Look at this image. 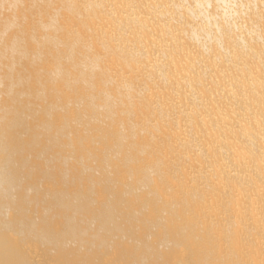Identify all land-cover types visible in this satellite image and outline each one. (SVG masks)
Wrapping results in <instances>:
<instances>
[{
    "label": "bare ground",
    "instance_id": "1",
    "mask_svg": "<svg viewBox=\"0 0 264 264\" xmlns=\"http://www.w3.org/2000/svg\"><path fill=\"white\" fill-rule=\"evenodd\" d=\"M102 1L0 0V264H264V0Z\"/></svg>",
    "mask_w": 264,
    "mask_h": 264
},
{
    "label": "rangeland",
    "instance_id": "2",
    "mask_svg": "<svg viewBox=\"0 0 264 264\" xmlns=\"http://www.w3.org/2000/svg\"><path fill=\"white\" fill-rule=\"evenodd\" d=\"M91 1H93V2H94V1L97 2V1H99V0H88V2L93 3V2H91ZM103 1H104V0H103ZM103 1L101 2L102 4H103ZM106 1H107V3L110 2V0H109V1H108V0H105L104 2L106 3ZM132 1H133V0H132ZM139 1H140V0H139ZM142 1H145V0H142ZM175 1L177 2L178 0H174V2L171 1V0H167L169 6L172 5V3L176 4ZM189 1H190V0H189ZM235 1L237 2V0H235ZM111 2H112V1H111ZM111 2H110V3H111ZM178 2H179V1H178ZM191 2H192V0H191ZM105 3H104V4H105ZM107 3H106V4H107ZM110 3H108V4L110 5ZM145 3H146V2H145ZM102 4H101V5H102ZM104 4H103V5H104ZM111 4H113V2H112ZM177 4H178V3H177ZM177 4H176V8H178L177 10H179V11H178V13H176L177 10H175V11H176V12H175L176 14H175V16H174V20H169V21H172V22H171V23H168L167 25H170L171 28H172L173 26L176 27V25H175L174 23H176L177 25H179V26H178V30H179L180 32H183V34H179V35H182V37H181V39H180V43H183L184 45H185V44L187 45V44L189 43V45H191V46H192V44H193V46L196 48V51H199V50L201 51L202 46L205 47V45H207V43L205 42V39H204L203 37H202V38H198V37H199V36H198V32H197V31H196V32H195V31H192V30L190 29V27H192L191 24L193 23L192 19L187 18V17L182 18V19H181V18H180V19L177 18V16H178L179 14L182 15V9H183V8L181 7L180 4H178V6H180V8H182V9H180V8L177 6ZM231 4L235 5V4L232 2V3L229 4V5H230L229 8L231 9V7H234V10H236V7H235L236 5H235V6H232ZM107 6H108V5H107ZM111 6H112V8H113V5H111ZM102 7H104L105 12H104V11H103V12L101 11V13H106V12H108V11H107L108 9H110L109 12L113 10L110 6H109L110 8L107 7V9H106V8H105V7H106L105 5H104V6H100L99 8H102ZM242 7L244 8L245 5H243ZM102 10H103V9H102ZM167 10H168V13H171V12H172V7H171L170 9L168 8ZM194 10H196V9H194ZM234 10H233L232 12H235ZM238 10H239V11H238ZM236 11H237V12H236L237 14L240 13V9H237ZM109 12H108V13H109ZM179 12H180V13H179ZM232 12H231V13H232ZM238 12H239V13H238ZM108 13H106V14L108 15ZM208 13H209V12H208ZM229 13H230V11H229ZM171 14H172V13H171ZM241 14H244V10H242V13H241ZM109 15H110V14H109ZM180 15H179V16H180ZM231 15L236 16V15H234L233 13H232ZM29 16H30V14H29ZM112 16L115 17V14H114V15L112 14ZM137 16H138V17H137ZM139 16H140V17H139ZM143 16H144L143 14H142V16H141V14H140V15H136V18H138L139 20H140V19L142 20L143 18H145V16H144V17H143ZM30 17H31V16H30ZM134 17H135V15H134ZM141 17H142V18H141ZM183 17H184V14H183ZM147 18L149 19V16H147ZM176 18H177V19H176ZM209 18H211V19H212V18H216V16H215V17H209ZM232 18H233V17H232ZM113 19H114V18H113ZM115 19H117V17H116ZM155 19H156V18L154 17L153 19H149V20H153V21H155ZM175 19H176L177 21L179 20L180 23L177 22ZM31 20H32V19H31ZM143 20H144V19H143ZM143 20H142V21H143ZM233 20H234L233 22H235V21H236V23L238 22L237 24L239 25V22H240V21H238V20H236V19H233ZM146 21H147V20H146ZM231 21H232V19H231ZM30 22H31V21H30ZM102 22H103L104 25H103V27H102V32H101V33H103V32L106 31V30H107V31L111 30L110 24H108V23H106V22H104V21H102ZM155 22H156V21H155ZM164 22H165V21H164ZM233 22H232V23H233ZM26 23H29V20H28V19H27V22H26ZM165 23H166V22H165ZM230 23H231V22H230ZM240 23H241V22H240ZM228 24H229V23H228ZM167 25L165 24L164 26H167ZM192 25H193V24H192ZM93 26H94V25H93ZM93 26H92V27H93ZM153 28H155V27H153ZM165 28H166L168 31L171 29V28L168 29L167 27H165ZM144 29H145V28H143V29L141 28V29H139V31H138L137 29H136V30H137L138 32H140V30L143 31ZM148 29H149V30H153V29H150V27H149V28H146V30L148 31V32H147V31L145 30L146 33H149V30H148ZM136 30H135V31H136ZM234 30H236V34L239 32V31L237 30V28H235ZM98 32H99V31H98ZM128 32H129V31H128ZM263 32H264V29H263ZM99 33H100V32H99ZM140 33H141V32H140ZM143 33H144V31H143ZM143 33H142V34H143ZM146 33H145V35H146ZM154 33H155V32H154ZM174 33L177 34V32H174ZM194 33L197 34V36H195L196 38H194V37L191 36V34L193 35ZM120 34H121V33H120ZM236 34L233 33V36L236 35ZM246 34H247V33H246ZM251 34H252V33H251ZM254 34H256V33H254ZM254 34H252V35H254ZM143 35H144V34H143ZM248 35H249V34H248ZM124 36H125V34H124ZM200 37H201V36H200ZM234 37H235V36H234ZM242 37H243V36H242ZM242 37H240V35L237 36V37H235L236 42H237L238 40H239V41L242 40V39H241ZM244 37H247V35L244 34ZM150 38H151V37L149 36L148 39H150ZM239 38H240V39H239ZM247 38H248V37H247ZM151 39H152V38H151ZM151 39H150V40H151ZM237 39H238V40H237ZM248 40H250V39H248ZM239 41H238V42H239ZM184 42H185V43H184ZM240 42H244V41H240ZM114 43H115V42H114ZM116 43H117V42H116ZM116 43H115V44H116ZM180 43H179V44H180ZM213 43H214V42H213ZM258 43H259V42H258ZM115 44H113V45H115ZM252 44H256V43H252ZM189 45H188V46H189ZM218 46L221 47L220 44H219ZM206 47H207V46H206ZM184 48H185V46H184ZM163 49H166V48H163ZM198 49H199V50H198ZM185 50H186V49H185ZM192 50H193V49H192ZM192 50H191V53H192V54H189V55H190V57H193V56H191V55H194V57H195V56L197 55V53L195 54V51H193V52H194V53H193ZM218 50H219V49H216V51H218ZM256 50L258 51V47L256 48ZM200 51H199V53H200ZM184 52H185V51H184ZM184 52H183V53H184ZM263 52H264V49L262 50V52L259 51V56L262 58V61H261V60H255V59H248L249 62H250L249 65H251V64L254 65V63H256L257 61H260V63H262V64L264 65V54H263ZM183 53H182V54H179V57H178V58H179L180 60H179L178 58H175V60H177V62L180 61L179 63H182V65H183L182 67H184V66L187 67L188 64H189V61H188V64H187V63H186L187 61L185 62L184 60H185V58H188V54H187V52H186V55H187V57H186V56H184L185 53H184V54H183ZM188 53H189V52H188ZM182 55H183L185 58L181 57ZM197 56H198V57H197ZM197 56L195 57L194 60H195L196 63H198V64H196L195 67H196V68H197V67H200V68L202 69V70L199 69V72H202L204 75L207 74V73H209V75L211 74V76H212L213 74L215 75L214 77L212 76L213 79L211 78V80H207V77L203 76L207 81L203 80V78H202L203 84H204V82H205V85H204V86L206 87L205 89H212L211 87H213V85H214V87L216 88V90L213 91L210 95H208V94L206 95V96L208 97V99L211 101V102H210V101L208 102V105H209V106H208V105H207V106H208L209 108H211V109H214V108L218 105L222 111L224 110V114L227 113V112H229V113L231 114V117H230V118H231V120H232V118H233L235 115H233V117H232V113H231V111H230V110H231V107H230V106H229V111H228V109H227V108H228V105H229V104H228V100L223 99V98H221V99H219V100H216V99H218V97H217L218 94L221 95V93H222L221 97L223 96V94L226 95V93L221 92L220 89L218 90V86H217V85H220V84H221V85H224V84H226L227 79H222V74L219 73V71H220L221 69H217L218 72L216 71V69H213V70H212L211 68H209L210 70L207 69V66H208L207 63H208L209 61H212L211 59H213V58H210L211 55H209L210 57H207V55L205 56V54L202 52L200 56H199V54H198ZM140 57H143V55L140 56ZM175 57H176V56H175ZM194 57H193V58H194ZM143 58H144V57H143ZM206 58H207V59H206ZM209 58H210V59H209ZM202 59H204L205 61L207 60L208 62L205 63V65H204V63L201 61ZM178 60H179V61H178ZM191 60H192V59H191ZM191 60H190V61H191ZM183 61H184V62H183ZM197 61H198V62H197ZM216 61H217V58H216ZM177 62H176V65H177ZM179 63H178V64H179ZM184 63H186V64H184ZM200 63H202V64H200ZM148 64H149V63H148ZM186 65H187V66H186ZM206 65H207V66H206ZM216 65H217V63H216ZM263 65L261 66V64H260L258 69H254V68H253L254 66H253V67H249L250 72L252 73V76H253V77L256 76L255 74H257L259 77H260V76H263V77H264V66H263ZM177 66H178V67H181L180 64L177 65ZM202 66H203V67H202ZM185 67H184V68H185ZM229 67H230V66H229ZM205 68H206L207 70H206ZM149 70H150V69H149ZM208 70H209V71H208ZM243 70H245V68H243ZM115 71H118V70L112 68L109 72L111 73V75H114V74H115ZM151 71H152V70H151ZM258 71H259V72H258ZM261 71H263V72L260 73ZM178 72H179V71H178ZM205 72H207V73H205ZM233 72H234V71H233ZM180 73H181V71H180ZM174 74H175V73H174ZM181 74H183V72H182ZM240 74H242V73H240ZM244 74H245V71H244ZM144 75H145V74H144ZM144 75H143V76H144ZM185 75H186V74H185ZM190 75H191V74H190ZM188 76H189V75L187 74L186 77H188ZM191 76H192V75H191ZM237 76H238V77H241V76H239V75H237ZM238 77H237L236 79H238L239 82H240L241 79L238 78ZM189 78H190V76H189ZM114 79H115V78H114ZM143 79H145V78H142V80H143ZM177 79H178V78H177ZM182 79H184V78H181L179 81H182ZM186 79H187V78H186ZM172 80H173V79H172ZM188 80H189V79H188ZM156 81H157V80H156ZM158 81H159V80H158ZM158 81L156 82V84L159 85ZM208 81H209V82H208ZM212 81H213L214 83H212ZM206 82L208 83V85L206 84ZM216 82H217V84H215ZM160 83H163V82H160ZM181 83H182V82H181ZM210 83H211V85H210ZM218 83H219V84H218ZM232 83H234V82L232 81ZM164 84H165V83H164ZM164 84H160V85H162V87L164 88V87H165V86H163ZM174 85H175V86H174ZM174 85H173V87H176V84H175V83H174ZM179 85H181V84H179ZM182 85H184V84L182 83ZM257 85H258V84H257ZM208 86H210V88H207ZM162 87L160 86V88H162ZM200 87H201V90L204 92V90L202 89V88H203L202 84H201V86H199V88H200ZM214 87H213V89H214ZM169 88H170L169 93L172 94L171 91H174L175 88H173V90H172V87H168L167 89H169ZM176 88H177V87H176ZM178 88H179V87H178ZM178 88H177V89H178ZM236 88H237V87H236ZM226 89H228V88L226 87ZM244 89H246V91H245V95H246V97H248V96L251 97V96H252L253 94H255L256 92H260V91H258L257 89H256V92H254V91H252V90H250V89H247V88H244ZM152 90H153V89H152ZM154 90H156V89H154ZM180 91H181V90H180ZM161 92H163V91H161ZM164 92H165V91H164ZM164 92H163V94H167L166 92H168V90H167L165 93H164ZM182 93H183V94H186V95L189 94V93H187V91H185V93H184V91H181V94H182ZM204 93H205V92H204ZM161 94H162V93H161ZM170 94H169V96H170V98L174 99V100H172V102H173V104L175 105V104L177 103L178 99H176L175 96L172 97V95H175V94H172V95H170ZM177 94H178V93H177ZM181 94H179V96H183V97L185 96V95H183V94L181 95ZM227 94H228V95H226L227 99H234V98H235V96L233 95V93H232L231 91H229ZM166 96L168 97V94H167ZM166 96L164 95L163 98H164V97L167 98ZM188 96H189V95H188ZM183 97H182V100H183ZM186 97H187V96H186ZM189 97H190V96H189ZM215 97H217V98L214 99ZM165 98H164V99H165ZM219 98H220V97H219ZM186 99H187V98H186ZM186 99L184 98V100H186ZM191 99H193V98H188L186 101L189 102L188 100H191ZM251 99H252V98H251ZM175 100H176V103H174ZM182 100H181V102H182ZM196 100H197V99H196ZM213 100H216V101H213ZM165 102H167V101H165ZM183 102H184V101H183ZM187 102H186V103H187ZM212 102H213L214 104H213ZM178 103H180V101H178ZM197 103H198V100H197ZM209 103H211V105L213 104V105H216V106H212V107H211V105H210ZM182 104H183V103H182ZM184 104H185V103H184ZM168 106H170V105H167V109H168ZM177 106L180 107L181 105H178V104H177ZM181 107L183 108V110L188 111V113H189V110H188V109H186V108L183 107V106H181ZM213 107H214V108H213ZM219 107H218V108H219ZM221 107H225L227 110H225L224 108H221ZM164 108H166V106H165ZM225 111H227V112H225ZM236 113H239V112L237 111ZM226 115H227V114H226ZM229 116H230V115H229ZM229 116H228V117H229ZM228 117H227V118H228ZM173 118H174V117H173ZM215 118H216V116H215ZM235 118H236V117H234L233 120H232V122H233L234 124H233V123L231 124V128H234V130L232 129L233 131L238 130L239 128L236 129L237 127H241V126H243V125L245 126V124L242 123V122H241V125H239V124H237V123L235 124V122L237 121V120L235 121ZM206 119H207V118H206ZM228 119H229V118H228ZM262 119H263V118H262ZM204 120H205V119H204ZM204 120H203V121H204ZM256 120H257V119H256ZM205 121H206V120H205ZM242 124H243V125H242ZM232 125H233V126H232ZM253 125H254V124H253ZM183 129H184V127H183ZM183 129H182V127H181V130H180V131H183ZM171 130H173V132H175V133L178 132V131L176 132V129L174 130V128H172ZM211 132H212V131H211ZM166 134H168V132H166ZM198 135H199V133H198ZM182 137H183V136H182ZM182 137H181V138H182ZM185 138H186V137H185ZM181 140H182V139H181ZM182 141H183V140H182ZM174 145H175V144H174ZM258 145H262V143H259ZM256 149H257L258 151L260 150V149H258L257 147H255V149H254L253 151L258 152V151H256ZM261 149H262V148H261ZM260 151H261V150H260ZM262 151H263V150H262ZM262 151H261V152H262ZM196 152H197V150H196ZM255 152H254V153H255ZM263 152H264V151H263ZM197 153H198V152H197ZM187 154H190L189 156L192 155L191 153H187ZM260 163H261V162H260ZM261 166L263 167V165H261ZM228 170L230 171V172L228 171L229 174H230L231 172H232V173L235 172V171L233 172L232 169H231V170L228 169ZM262 170H264V169H262ZM187 172H188V170H187V169H184L182 175H184L185 177H187ZM232 173H231V175H232ZM232 176H233V175H232ZM26 256H27V255H26ZM27 258H28V260H29L30 263H31V262H33L34 264H40V263H41V259H40V257H38V256H35V257L32 256V257H30V256L28 255ZM42 262H43V260H42ZM41 264H42V263H41Z\"/></svg>",
    "mask_w": 264,
    "mask_h": 264
}]
</instances>
